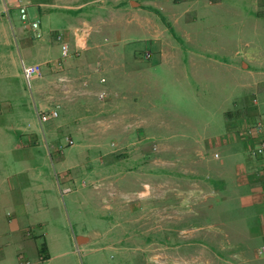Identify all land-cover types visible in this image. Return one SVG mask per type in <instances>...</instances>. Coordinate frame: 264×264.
Here are the masks:
<instances>
[{
	"label": "crops",
	"instance_id": "0c3cea01",
	"mask_svg": "<svg viewBox=\"0 0 264 264\" xmlns=\"http://www.w3.org/2000/svg\"><path fill=\"white\" fill-rule=\"evenodd\" d=\"M135 1L23 0L30 19L40 22L41 40L24 29L15 9L7 15L0 5V47L9 49L0 50V70L8 72L3 73L6 78L13 75L21 81L24 57L41 64L43 77L34 79L32 88L38 120L42 113L60 110L43 133L57 142L69 131L83 143L75 160L57 159L56 174L47 157H13L38 141V125L28 130L21 118L0 125V264H20L24 255L28 264H81L73 245L81 250L99 240L87 234L65 240L54 223L68 230L61 202V186L68 183L75 187L71 201L77 209L91 207L104 218L103 200L93 198L97 188L87 190L94 170L88 154L105 147L101 135L111 127L110 116L120 138L116 146L149 150L131 171L121 169L117 187L123 200L124 183L132 182V203L121 206L131 215L144 210L139 199L146 197L150 244L171 241L167 197H172L171 183L178 177L196 188L191 193L200 199L202 219L213 220L195 231L202 244L217 252L195 257L213 264H264V254H258L264 247V157L252 156L259 142L244 135L264 121V0ZM77 21H82L80 26ZM60 34L72 53L65 61ZM131 40L150 45L143 50L151 52L149 61L141 59V48L129 46ZM103 47L122 57L115 70L114 102L110 96L106 101L98 98L112 90L102 62L91 68L82 60ZM161 71L163 78L158 76ZM60 77L70 82L65 92ZM17 133H23V147L14 139ZM152 149L171 153L159 159ZM174 150H181L178 157L173 158ZM117 157L124 166V157ZM141 165L148 166L147 174L141 173ZM156 174L164 184L162 204ZM161 211L163 219L157 220ZM130 222L139 228V220ZM61 239L71 240V252H61Z\"/></svg>",
	"mask_w": 264,
	"mask_h": 264
},
{
	"label": "rangeland",
	"instance_id": "374dc122",
	"mask_svg": "<svg viewBox=\"0 0 264 264\" xmlns=\"http://www.w3.org/2000/svg\"><path fill=\"white\" fill-rule=\"evenodd\" d=\"M138 1L139 0L135 2ZM81 23L82 21L76 22L77 26H80ZM103 38H107V36L105 35L99 39L101 40ZM17 43H19V38L18 35L15 34L13 44L15 50L18 47ZM105 45L109 47L112 45V42H105ZM148 45L145 42L140 43L138 41L134 42L133 40H131L129 44V46L135 49H142L138 51L143 53L141 59L145 61H149V59H145L144 53L146 51L143 50L146 49ZM0 50H4L5 53L9 52V49L6 48L4 44L1 45ZM100 50L101 51L92 52L89 55L83 56L82 60L88 63L91 68H93V65L98 61L102 62V67L105 69V72H107L106 76L109 79V85L112 89L110 94L107 91V93L105 92L106 97L103 101H106L110 96V99L114 102L116 98L115 70L119 67L122 57L120 58L119 54L111 52V49L105 47ZM1 53L2 52H0V54ZM14 53L17 55V52ZM1 56L3 57V54H1ZM15 58H17V56ZM30 59L31 58L24 57L22 60L28 64L33 63ZM130 59L132 60L133 58L130 56ZM3 73L7 75L8 72L6 73L4 70H0V125L10 123V121H19L21 118L22 123L28 126V130H30L33 125H38L40 130V133L37 135L38 141L28 148L27 152L24 148L13 152V157L33 156L38 160L41 157H47L55 173H60L57 159H67V157H70L72 160H75V156H78V153L83 150V148L79 147L82 146L83 143L75 134L69 131L60 134L61 136L57 142L50 140L43 131L45 132L46 127H48L51 122L40 124L38 120L37 101L32 95L34 82H32L30 87L24 77H22L20 81L19 78L15 79L13 75H9V78H6ZM158 76L159 78H163V72L161 71ZM25 111H27V113H25ZM58 112L60 114L59 109ZM4 113L6 115H4ZM26 114L28 115L25 116ZM108 120L111 127L108 128L107 132L101 135L102 140H105V147L102 146L100 149H91L90 151L88 150L89 154L87 153L89 156V168H91V170L94 169L93 177L91 178L93 183H87V190H91V188L94 190L97 188L96 190L98 192L93 193L95 195L93 198H95V202H99L100 198L103 200L104 208H102V213L104 218L102 219L91 207L77 209V204L71 201L75 192V187L73 184L68 183L66 185L74 187V192L68 195L62 194L63 197L61 196L62 206L65 207L67 211L68 230L65 231L64 228H61L59 223H54V227L62 234L61 238L66 240L70 235L73 240L74 237H83L85 234L89 237L91 236V238L99 237V240H97L95 244H90L85 247V249L77 250L76 246L73 245L75 252L80 257L81 264H213L212 261H200L198 259L202 253L211 254L217 251H212L210 245L202 244L201 237L198 238L196 235V226L208 222L211 218L207 216V218L202 219L200 199L191 193L192 190L196 189L194 186H188L186 184L187 182L180 181L178 177L175 182L171 183L172 197H167V199H170L168 203L171 205V229L168 231L171 236V241L167 244L153 245L148 242L150 229L148 227L149 217L147 213L146 197L139 199L143 202L144 209L139 214L131 215L126 209L127 207H121L122 205L132 203V187L130 186L132 182L129 181L126 184L124 183L123 190L127 191V193L123 200L118 196L119 189L117 186L120 180L119 175L122 171L121 169L123 168L125 172L131 171L132 168L135 167L134 162L142 156V153L148 152L149 150H136L132 148L122 149L121 145H119V147L116 146V139L119 137L116 136V128L114 127L115 117L110 116ZM42 127L43 130L41 129ZM13 135L14 139L17 136L15 141H18V143L20 142V138L23 137V133ZM70 136H72L73 139ZM67 138H71L74 145H68L66 142ZM118 141H120V138ZM22 143L23 141H21L19 145L22 146ZM150 151L159 159H164L169 152L171 153V150L165 149H152ZM176 151V154L175 150L173 151V155H175L173 158L178 157L179 152H181V150ZM117 156L124 157V166L117 162ZM85 162L86 165H88L87 161ZM142 165L140 167L141 169L144 167V169L141 173L147 174L146 171L148 166ZM14 170L13 168V172ZM100 178L103 179L100 180ZM144 178H146V176H144ZM154 180L159 189L158 193L160 194L162 204V201H164V184L157 174ZM141 182L139 181V183ZM99 188H101L100 193ZM199 208L201 209L199 210ZM122 209H124L123 212L121 211ZM163 216L164 213L161 211L156 218L157 220L158 218L162 220ZM133 219L139 220V228L132 226L130 221ZM53 221L56 222L55 219ZM211 221L213 220L211 219ZM159 236L161 238L164 237L163 230H161ZM63 239H61V242L64 244V248L61 252H71V240L69 239V241L67 240L64 243ZM219 251H221V249H219ZM55 253L56 252H53L52 256L56 255ZM196 254L199 256L198 258L195 257ZM44 257H47L46 253H42V258ZM57 258L58 257H56V259ZM54 263L59 264L58 260H54Z\"/></svg>",
	"mask_w": 264,
	"mask_h": 264
},
{
	"label": "built area",
	"instance_id": "2783aa9c",
	"mask_svg": "<svg viewBox=\"0 0 264 264\" xmlns=\"http://www.w3.org/2000/svg\"><path fill=\"white\" fill-rule=\"evenodd\" d=\"M0 5L3 6L4 11L7 15H10V11L15 9L18 13L19 19L22 22L24 29L30 32H33V36L37 40L43 39V34L40 31V22L33 21L30 19L28 13V7L23 2V0H0ZM57 41L61 45V56L62 60H68L72 57L70 45L64 41L63 36L60 34L57 36ZM79 54V51L76 53ZM145 59H151L152 54L149 52L144 53ZM22 69H23V77L31 87V84L34 79L43 77V70L41 64H28L22 60ZM58 82L61 84L62 90L65 92L69 87V80L65 77H60ZM101 82H105V79L101 80ZM99 100L103 101L106 97L105 92L99 93ZM59 117V112L57 109L50 110L49 113H42L39 115V120L41 123H47L50 120L57 119ZM264 129V121L258 122L256 125L249 127L244 135L249 140H257L259 142L258 146L251 151L252 156L254 157H264V140L261 138ZM66 142L68 145H74V142L71 138H67ZM218 157V155H216ZM259 175V173H257ZM73 192V188L70 186H63L61 193L63 195H68ZM258 254H264V247L258 249ZM24 256H21L20 264H28L26 260H24Z\"/></svg>",
	"mask_w": 264,
	"mask_h": 264
},
{
	"label": "trees",
	"instance_id": "16d2710c",
	"mask_svg": "<svg viewBox=\"0 0 264 264\" xmlns=\"http://www.w3.org/2000/svg\"><path fill=\"white\" fill-rule=\"evenodd\" d=\"M42 250H44V247L42 248Z\"/></svg>",
	"mask_w": 264,
	"mask_h": 264
}]
</instances>
